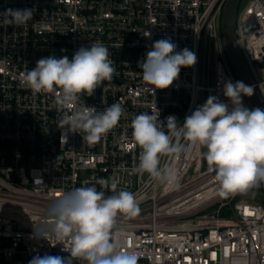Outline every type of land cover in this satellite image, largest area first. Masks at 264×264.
<instances>
[{"label": "built area", "instance_id": "2783aa9c", "mask_svg": "<svg viewBox=\"0 0 264 264\" xmlns=\"http://www.w3.org/2000/svg\"><path fill=\"white\" fill-rule=\"evenodd\" d=\"M226 2L0 0V13L33 9L27 24L0 26V264H28L36 255L69 256L55 239L35 237L34 225L44 220L49 202L62 192L95 185L112 194L110 187L101 189L96 183L101 178L116 179V191L126 189L139 201L140 213L118 217L116 232L121 250L136 253L138 264H264V183L243 194L221 196L215 174L199 156L201 149L190 143L178 159H162L179 170L178 189L131 171L140 153L132 137L135 116L159 111L164 126L169 116L183 126L185 117L209 96L231 107L223 83L238 79L222 40ZM236 33L264 103V0L239 5ZM167 38L177 51H193L197 63L182 67L167 89L148 91L152 86L143 82L138 62L155 41ZM94 42L109 48L116 72L92 96L82 95V102L98 111L120 103L125 114L96 143L84 141L82 133H68L61 140L53 95L34 94L20 85V77L41 58L67 55L71 60L80 47ZM208 54L214 59L210 72ZM243 103L252 109L247 96Z\"/></svg>", "mask_w": 264, "mask_h": 264}, {"label": "clouds", "instance_id": "9594fccd", "mask_svg": "<svg viewBox=\"0 0 264 264\" xmlns=\"http://www.w3.org/2000/svg\"><path fill=\"white\" fill-rule=\"evenodd\" d=\"M0 16V26L20 27L32 20L33 9L9 8ZM144 35L150 37L151 33ZM176 49L170 38L157 40L146 59L138 62L143 82L152 86L148 91L167 89L179 77L182 67L197 63L193 51ZM110 55L106 45L94 42L80 47L71 60L67 55L41 58L34 69L20 77V85L34 94L53 95L56 123L63 133L61 140H67L68 133H82L84 141L96 143L124 116L120 103L98 111L81 99L84 94L92 96L103 82L112 81L116 68ZM223 95L231 107L218 96H209L185 117L183 126L175 116L167 117L164 126L159 111L135 116L131 122L132 137L140 153L132 173H146L156 184L178 189L179 170L171 163H162V159H178L186 143H190L201 149L199 156L206 161L207 171L215 174L221 196L243 194L264 183V109L244 105L243 97L252 96L253 87L243 81H224ZM96 183L101 189L110 187L112 194L106 195L95 185L62 192L49 202L44 220L34 225L35 237L55 239V244L64 245L61 251L70 255H36L28 264H138V255L122 251V243L116 239L117 218H133L140 213L137 197L126 189L116 191V179L110 182L101 178ZM120 234L123 235L122 229Z\"/></svg>", "mask_w": 264, "mask_h": 264}, {"label": "water", "instance_id": "95a60500", "mask_svg": "<svg viewBox=\"0 0 264 264\" xmlns=\"http://www.w3.org/2000/svg\"><path fill=\"white\" fill-rule=\"evenodd\" d=\"M241 0H227L222 14V40L228 61L238 79L253 87V80L242 57L237 42L236 17ZM251 108L264 109V103L257 89L253 87V95L248 97Z\"/></svg>", "mask_w": 264, "mask_h": 264}, {"label": "rangeland", "instance_id": "374dc122", "mask_svg": "<svg viewBox=\"0 0 264 264\" xmlns=\"http://www.w3.org/2000/svg\"><path fill=\"white\" fill-rule=\"evenodd\" d=\"M246 2H247V0H241V3H240V7H243L245 4H246ZM213 57L212 56H209V54H208V56H207V60H206V70L208 71V72H210L211 71V67H212V63H213ZM206 71V72H207ZM238 200L239 201H242L243 200V196H239L238 197Z\"/></svg>", "mask_w": 264, "mask_h": 264}]
</instances>
